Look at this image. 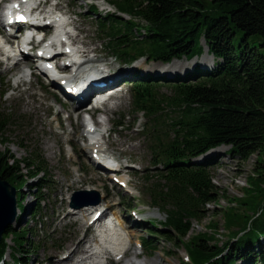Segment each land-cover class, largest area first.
<instances>
[{"label": "trees", "instance_id": "obj_1", "mask_svg": "<svg viewBox=\"0 0 264 264\" xmlns=\"http://www.w3.org/2000/svg\"><path fill=\"white\" fill-rule=\"evenodd\" d=\"M110 3L115 10L105 14L92 5L96 11L92 16L122 63L138 57L163 63L192 59L203 53V41L217 59L214 69L197 67L191 74L176 77L169 95L158 93L148 76H136L132 86L134 109L147 119L141 130L150 140L155 167L160 170L147 179V195L152 206L166 212L164 229L158 233L150 228L149 233L185 239L192 221L217 194L208 170L210 161L196 159L222 145L230 146L231 153L242 159L257 152L264 156V0ZM12 121V113L0 110L1 143H7L5 134ZM31 155L19 159L8 148L0 149V177L16 187L22 209L28 199L24 188H30L37 200L30 209L35 216L41 212L48 180L43 158ZM260 162L264 164V159ZM259 167L260 176L252 178L247 196L232 200L238 207L221 212L229 238L221 241L214 233L192 236L185 241L189 262L185 264H239V259L264 264V167ZM210 226L214 231L218 227L215 222ZM28 233L27 228L10 226L0 243V259L8 251V237L13 236L17 246L20 240L23 247ZM140 243L144 249L153 247L149 238ZM24 259L15 256L14 264Z\"/></svg>", "mask_w": 264, "mask_h": 264}, {"label": "rangeland", "instance_id": "obj_2", "mask_svg": "<svg viewBox=\"0 0 264 264\" xmlns=\"http://www.w3.org/2000/svg\"><path fill=\"white\" fill-rule=\"evenodd\" d=\"M110 1L49 0L47 10L51 11L52 6L58 5L57 10L74 21L72 29H77V33L76 31L72 33L80 35L82 42H85V47L91 46L90 49L97 50L98 53L90 56L99 57L107 64L118 68V64L121 65L122 61L116 59L112 49L103 39L104 34L97 30L96 20L92 16L96 14L92 5H95L103 14L114 11L115 7ZM126 18L130 17L126 16ZM139 22L144 24L140 20ZM203 44V53L192 59L183 57L163 63L138 57L130 61L140 65L145 64L147 67L140 66L134 69L132 76L125 80L119 89L122 95L120 103L107 115L110 118L108 127L113 129L109 137L112 140L111 143L116 144L115 147H111L113 152L111 154L119 157L122 166H125V171L117 174V177L120 175L130 177L133 181L130 187L116 185L113 181L115 179L110 177L115 173L98 170L93 164L90 165L88 158L79 155L87 147V141L79 139V144L77 143L79 152L74 151L71 147L74 138L68 134L72 132L73 127L69 126L67 120L69 114L67 111L72 109L71 103L46 82L38 69L34 70V76L24 78L21 84H19L22 76L20 71H10L0 75V110L13 115V121L5 134L8 141L6 144L0 142V149L8 148L19 159L31 158V154L42 157L43 164L47 166L45 179L48 180V186L43 189L45 196L41 212L35 216L30 209L37 201L36 195L32 194L29 187L24 188L28 196L24 203L26 208L18 207L19 213L14 225L18 230L27 228L29 233L23 247H20V240L17 246L13 236L7 238L8 251L4 258L0 259V264H14L15 256L19 258L25 256L26 259L22 261V264H47L50 260H56V257L61 258L65 255L84 233V229H80L79 218L67 216L73 208L71 207L73 193L78 190H87L86 188L90 186L88 180L91 179H95L92 185L96 184L101 188V192L97 190L101 194V202L98 205L107 207L108 212L114 211V214L124 218L128 230H136L131 236L130 245L138 251L139 256L130 258L133 264H185L188 262L185 241L192 236L214 233L221 241L229 238L221 212L226 208L237 206L235 201H232L234 198L247 196L246 189L251 187L252 178L260 176L258 173L260 171H257L258 166L264 167V164L260 162V159L263 161L264 156L257 152L242 159L231 153L228 145L213 148L204 155L205 157L196 159L203 161L204 158H208L207 161H210L208 170L216 185L217 194L201 209L199 217L192 221L188 236L181 239L177 235V238L169 239L159 234L151 236L149 233L150 228L158 233L160 229H164L166 212L164 209L152 206V199L147 195V179L157 175L160 170L155 167L150 140L141 130L147 119L134 109L133 77L137 74L140 77H151L150 79L157 84V92L169 95L174 92L171 83L176 77L191 74L197 67L214 69L217 59L208 52L204 41ZM31 61L36 65L32 59ZM7 63L0 60V72L6 68ZM56 98L64 105L56 102ZM115 101L117 100L113 102ZM113 102H111L112 105ZM172 114L174 115V112L169 113V115ZM97 117L105 120L103 114ZM71 119L76 125V114H73ZM118 122L120 126L116 125ZM80 124L83 123L80 122ZM63 129L67 130V133H64ZM82 131H85V127ZM89 154H91L90 151ZM158 167L161 168V166ZM79 179H83L84 183L75 182ZM31 182L37 183L38 179H33ZM94 198V195H87L82 201ZM87 206L97 207V205ZM20 216H22L21 220H19ZM213 222L218 226L216 231L210 226ZM94 234L93 228L91 235ZM144 237L151 240L152 249L141 248L140 240ZM126 262L128 259L124 263ZM238 263L245 264L240 259Z\"/></svg>", "mask_w": 264, "mask_h": 264}, {"label": "bare ground", "instance_id": "obj_3", "mask_svg": "<svg viewBox=\"0 0 264 264\" xmlns=\"http://www.w3.org/2000/svg\"><path fill=\"white\" fill-rule=\"evenodd\" d=\"M32 4L37 5V9L40 12L39 16H42L43 14H45L44 15L45 20L52 18V17H58L59 14L61 13L59 10H57L58 5L52 6L53 9L51 11L47 10L48 8L47 6L49 5V0H31V2L29 3L24 2L20 6V8L22 9V11H25L27 9V5H32ZM54 9H56V12L53 11ZM52 14L54 15L50 16ZM61 14L64 15V21H68V24L63 26V28L67 32H71L72 27H74L73 26L74 21L71 18H68L67 15L63 13ZM62 22L63 21H61V24H63ZM17 24H21V22H18ZM41 25H42L41 27H43L44 29H47L50 27V23H44V25L43 24ZM20 27L21 26L19 25L17 29H19ZM73 29L74 31L77 30L75 28ZM61 35H62L61 30H58L57 33L53 34L49 38V42L46 46L60 39ZM4 37L7 42H10L11 41L10 39H12V37H7V36H4ZM70 39L72 43L75 44L77 48L79 49L81 56L87 58V61L89 62L88 64L91 63L94 67H96L97 73H94V75L97 77L98 80L106 83L107 86L105 89L114 91L112 94V100L113 101L117 100V101L115 102L112 101L114 103L113 105L111 103H107L104 109L105 113L112 111L114 107H116L117 104L120 103L119 101L120 98H122V95L119 93V90H118L120 88V85L123 84L125 80H128L132 76V73L134 72L135 68L140 67V66L141 68L143 66L145 67L147 66L145 64H141V65L136 64V62L134 61H133L134 63L133 62L121 63L118 60L122 66L118 64L119 67L116 68L102 61L99 57L92 58L90 55L93 53L95 54L98 53L97 50L90 49L91 46L89 48L85 47V42H82L79 34L71 33ZM2 43L3 41L0 39V51H2L3 56L6 57V60L8 61V63H7L6 68L2 72H0V75L1 74L4 75L10 71H18V72L20 71L22 76H21V79L19 80V84H21L20 82L21 81L23 82L24 78L27 79L30 76V70H28V68L30 69V67L32 66L31 57H29L28 55H24L23 60L18 61L13 64L11 60L14 58L15 55H17V49L12 46H7V45L3 46ZM71 67L72 65L66 64L65 66L61 67V69L68 70ZM86 68L88 67L83 68L80 72L82 74L81 80L83 81L84 87L89 85L88 83L90 79V75L85 73L87 72ZM172 70H177V69L172 68ZM32 76H34V73L32 74ZM54 79L55 80L53 83L54 85H56V87L57 86L60 87V85H64V80L62 78H54ZM66 97L69 98L68 99L69 101H75V102L78 101L77 98L76 99L72 97L70 98L67 95ZM56 100L57 102H59L57 98ZM70 107L72 109L67 111L69 113L67 116V120H68L69 126L73 127L72 132L68 133L70 137L74 138V143H71V147L74 149V151L79 152V150H77L79 149V145H78L79 139H83L87 141L88 142L87 147L84 148L79 155L85 156L86 158L89 159V162L91 163V164L89 163L90 165L93 164L96 167V169L103 170L106 173L109 168L104 161L100 160L99 156L102 155L106 151L113 153L111 147L116 146L115 143H111L112 140L108 136V131L111 129L108 127L110 118H108L106 121L98 120L99 123H101V125L107 124V126L102 127V130L106 132L104 133V136L97 134L93 142L90 143L89 136L86 133V126H87L86 120L87 119L85 115L83 114L86 111L85 103L76 105L73 102L72 104H70ZM73 114H76L77 116L76 125L73 123L71 119ZM80 122L83 124H80ZM84 127H85V131H82V128ZM63 130H64V133H67V130L65 129ZM89 151L91 152V154H89ZM124 152H127V151H124ZM114 156L117 157L116 155ZM120 171L124 172L125 168H122ZM116 176L113 174L110 177H112L113 179H116L115 178ZM113 181L116 183V185L120 184L122 186H128V185L130 186L133 183L130 177L128 176L122 177V175L117 177V181L115 180ZM75 182L84 183V180L79 179ZM88 182L90 183V186L86 188L87 190L92 189V190H96V191L98 190L101 192V188H99L98 185L96 184L92 185L93 183H95V179L88 180ZM99 211L101 212L100 213L101 216L97 218L96 220H94L93 219L94 214ZM107 213H108V208L103 207L101 205H97V207L86 205L82 208H78L75 210L74 208H72L70 212L67 214V216H74V217L77 216L79 218L78 222H80V229H84L83 237L78 242L76 241V243L70 249H68L67 252L65 251L66 252L65 255L61 256V258L56 257V260H50L47 264H120V262H122L121 264H133L130 258L132 256L134 257L139 256L138 251H135L133 249V246L130 245V242L132 241L131 236L134 235L133 232L136 230H128L125 219L118 216L117 214H114L115 222L103 223L104 218L106 217ZM97 224H100V227H97L100 229L99 230L100 235L99 233H95L94 235H91L94 226H96ZM95 244L96 246L94 247ZM95 248L96 250L94 251ZM127 259H128V262L124 263Z\"/></svg>", "mask_w": 264, "mask_h": 264}, {"label": "water", "instance_id": "obj_4", "mask_svg": "<svg viewBox=\"0 0 264 264\" xmlns=\"http://www.w3.org/2000/svg\"><path fill=\"white\" fill-rule=\"evenodd\" d=\"M87 195H94L91 200L82 199ZM101 202V194L96 190H78L73 193L71 207L81 208ZM17 189L9 181L0 177V243L12 226L18 215Z\"/></svg>", "mask_w": 264, "mask_h": 264}, {"label": "snow or ice", "instance_id": "obj_5", "mask_svg": "<svg viewBox=\"0 0 264 264\" xmlns=\"http://www.w3.org/2000/svg\"><path fill=\"white\" fill-rule=\"evenodd\" d=\"M23 18L21 17V20H22Z\"/></svg>", "mask_w": 264, "mask_h": 264}]
</instances>
